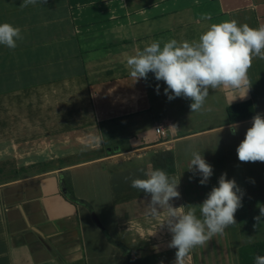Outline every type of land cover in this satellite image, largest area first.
Returning a JSON list of instances; mask_svg holds the SVG:
<instances>
[{"label": "crops", "instance_id": "obj_1", "mask_svg": "<svg viewBox=\"0 0 264 264\" xmlns=\"http://www.w3.org/2000/svg\"><path fill=\"white\" fill-rule=\"evenodd\" d=\"M22 3L0 0V23L24 37L14 50L0 45V264H175L166 210L152 216L150 196L131 187L164 151L174 159L169 177L180 179L172 206L201 204L222 173L244 193L236 224L193 248L185 264H239L242 247L264 241V217L255 219L264 162L238 160L252 119L233 135L227 110L253 102L264 116V60L253 59L245 98L209 89L192 113V101L168 100L153 73L135 81L126 60L152 41L197 40L212 23L258 28L264 0ZM192 150L213 167L206 185L188 170Z\"/></svg>", "mask_w": 264, "mask_h": 264}, {"label": "clouds", "instance_id": "obj_2", "mask_svg": "<svg viewBox=\"0 0 264 264\" xmlns=\"http://www.w3.org/2000/svg\"><path fill=\"white\" fill-rule=\"evenodd\" d=\"M37 3L45 4L47 0H23L20 8ZM201 18L210 20L211 16L204 14ZM23 38L20 27L0 23V45L14 50L17 41ZM256 57L264 60V25L253 28L232 19L212 23L191 42L171 39L161 47L160 41H152L143 50L138 49L128 56L126 66L135 81L147 79L150 72L157 81H163L168 100L190 99L192 113L203 108L209 89H223L229 94L241 92L242 95L232 102L245 98L251 88L248 71ZM238 127L236 123L229 125L233 135ZM236 152L240 162H264V116L258 113L252 118V126L247 129ZM190 156L188 170L193 176L199 173V183L206 185L213 175L212 165L199 151L192 150ZM145 175L146 178L133 179L131 187L150 196L148 206L152 216L166 210L163 226L166 225L172 234L168 247L176 249L175 264H185V258L193 248L204 245L215 235H223L225 229L236 224L235 213L242 207L244 193L235 179L227 178V173L221 174L218 186L212 188L201 204L180 207L170 203L173 198L180 197L177 190L180 179L170 178L161 169ZM262 217L264 206L260 207V216L255 219L258 222ZM248 242L252 241L249 239ZM255 264H264V255H257Z\"/></svg>", "mask_w": 264, "mask_h": 264}, {"label": "trees", "instance_id": "obj_3", "mask_svg": "<svg viewBox=\"0 0 264 264\" xmlns=\"http://www.w3.org/2000/svg\"><path fill=\"white\" fill-rule=\"evenodd\" d=\"M227 112L232 124L250 120L255 116L253 102L230 106ZM154 162L155 169L164 170L167 174L175 172L174 159L170 152H159L156 154ZM257 255H264V241L242 247L240 249V264H255Z\"/></svg>", "mask_w": 264, "mask_h": 264}, {"label": "rangeland", "instance_id": "obj_4", "mask_svg": "<svg viewBox=\"0 0 264 264\" xmlns=\"http://www.w3.org/2000/svg\"><path fill=\"white\" fill-rule=\"evenodd\" d=\"M104 132H105V135L107 137L108 136L107 130L105 129ZM225 137H227V131H224V132H221L219 134L214 135V139H216V141H225ZM239 264H240V262H239Z\"/></svg>", "mask_w": 264, "mask_h": 264}, {"label": "built area", "instance_id": "obj_5", "mask_svg": "<svg viewBox=\"0 0 264 264\" xmlns=\"http://www.w3.org/2000/svg\"><path fill=\"white\" fill-rule=\"evenodd\" d=\"M156 130H157V132H158L162 137H166V136H167V134H166V130H164V128L158 126V127L156 128Z\"/></svg>", "mask_w": 264, "mask_h": 264}]
</instances>
